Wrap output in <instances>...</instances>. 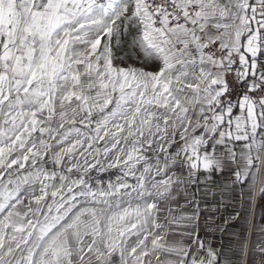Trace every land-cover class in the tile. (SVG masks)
I'll return each mask as SVG.
<instances>
[{
    "label": "snow or ice",
    "instance_id": "6c2138e0",
    "mask_svg": "<svg viewBox=\"0 0 264 264\" xmlns=\"http://www.w3.org/2000/svg\"><path fill=\"white\" fill-rule=\"evenodd\" d=\"M262 170L264 0H0V264H232Z\"/></svg>",
    "mask_w": 264,
    "mask_h": 264
},
{
    "label": "crops",
    "instance_id": "0c3cea01",
    "mask_svg": "<svg viewBox=\"0 0 264 264\" xmlns=\"http://www.w3.org/2000/svg\"><path fill=\"white\" fill-rule=\"evenodd\" d=\"M175 147V145L173 146ZM264 173V170H262ZM217 181L219 183L220 178L217 177ZM259 194L257 195V192ZM260 196V183L257 182L256 185V201L253 204V210L251 214V228L244 222L243 213L241 214V218L237 220H229V223L225 225L224 231L219 230H211L201 232L200 235L205 242L206 247H211L214 250L224 253L228 257L231 258L232 264H239V253L237 248L235 247L236 238H233L228 235L229 231L237 233L239 236H243L247 233L248 236V248H249V256L245 257V260L250 258L252 243L255 240L259 244H264V231L259 234L256 233L255 228L257 222H259L261 228H264V218L258 219V214L260 212V205L258 203ZM239 197L237 193L232 194V200H225L223 204H217L215 210L212 215H215V223L219 224L223 222L225 219L233 216L236 211L240 210L237 203H233V200L238 201ZM215 203L218 200V197L212 198ZM205 213H202V216ZM258 264V262H257Z\"/></svg>",
    "mask_w": 264,
    "mask_h": 264
},
{
    "label": "rangeland",
    "instance_id": "374dc122",
    "mask_svg": "<svg viewBox=\"0 0 264 264\" xmlns=\"http://www.w3.org/2000/svg\"><path fill=\"white\" fill-rule=\"evenodd\" d=\"M132 62H135L137 64L143 63V61H135V60ZM95 118L96 117H93V119ZM47 167L51 169L54 166L51 163H49ZM70 175L72 176V178L75 179V178H79L80 173L74 170V172L71 173ZM122 176L123 173L120 168H110L104 171H99L98 169H91L84 178L88 181L89 184H91L95 188V187H106L110 182L115 184ZM127 179L129 183H135L133 178L129 177Z\"/></svg>",
    "mask_w": 264,
    "mask_h": 264
},
{
    "label": "built area",
    "instance_id": "2783aa9c",
    "mask_svg": "<svg viewBox=\"0 0 264 264\" xmlns=\"http://www.w3.org/2000/svg\"><path fill=\"white\" fill-rule=\"evenodd\" d=\"M157 2H159V3H162V2H163V0H157Z\"/></svg>",
    "mask_w": 264,
    "mask_h": 264
},
{
    "label": "bare ground",
    "instance_id": "6f19581e",
    "mask_svg": "<svg viewBox=\"0 0 264 264\" xmlns=\"http://www.w3.org/2000/svg\"><path fill=\"white\" fill-rule=\"evenodd\" d=\"M259 194V191L257 192V195ZM257 199V198H256ZM258 200V199H257Z\"/></svg>",
    "mask_w": 264,
    "mask_h": 264
}]
</instances>
